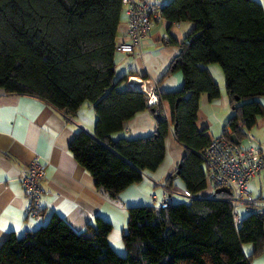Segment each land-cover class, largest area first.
I'll return each mask as SVG.
<instances>
[{
	"label": "trees",
	"instance_id": "1",
	"mask_svg": "<svg viewBox=\"0 0 264 264\" xmlns=\"http://www.w3.org/2000/svg\"><path fill=\"white\" fill-rule=\"evenodd\" d=\"M169 22L191 21L193 31L177 46L165 76L181 71L180 88L161 92L170 104L177 141L186 153L179 176L191 194L167 207L132 206L120 254L109 241L111 222L76 231L53 213L22 236L0 243V264H252L264 249V207L240 216L236 224L232 193L197 196L207 184L203 153L212 137L197 127L200 98L220 96L207 65L218 64L226 77L233 115L223 134L241 138L264 113V7L259 0H170L160 7ZM122 0H0V90L37 97L67 117L85 101L97 113L94 132L81 129L70 144L74 157L96 187L117 197L163 161L169 121L160 103L145 91L118 88L115 78ZM155 117L153 134L113 138L139 112ZM168 181H171L169 177Z\"/></svg>",
	"mask_w": 264,
	"mask_h": 264
},
{
	"label": "crops",
	"instance_id": "2",
	"mask_svg": "<svg viewBox=\"0 0 264 264\" xmlns=\"http://www.w3.org/2000/svg\"><path fill=\"white\" fill-rule=\"evenodd\" d=\"M149 1L162 8L170 0ZM259 1L264 7V0ZM127 19L124 10L117 42L131 40ZM194 27L195 23L191 21L169 22L163 17L154 22L149 34L141 40L139 54L128 50L115 52V78L123 77L118 88L145 91L158 86L157 103L163 108L170 125L163 161L154 171H146L139 182L129 185L117 197L99 190L91 174L69 149L79 130L95 131L97 113L90 101L83 102L75 115L67 117L37 97L3 94L0 90V243L11 233L22 236L26 231L40 227L53 213H57L76 231H84L96 225L99 218L111 222L113 229L109 241L117 252L123 253L126 247L122 236L127 229L130 207H160L164 197H168L172 203L191 199L183 179L179 173L176 174L186 150L175 137L170 104L160 100L159 94L180 88L184 81L181 71L165 76L170 62L178 53L177 46L167 43V40L175 38L182 41ZM207 69L219 85L220 96L211 99L207 93L201 95L197 127L207 130V134L213 138L223 134L226 122L233 115V108L221 67L211 63ZM261 100L264 106V97ZM155 130L154 115L150 110H144L112 136L115 139L136 138L151 135ZM243 132L239 138L240 146L264 144V113L252 128L244 129ZM243 141L246 145H242ZM35 158L45 167V176L41 181L43 210L38 216L28 212L29 200L21 181L22 175ZM248 187L259 200L260 207H264V175H256L249 181ZM216 188L209 183L197 196L209 197ZM242 211L240 216L248 212L244 208ZM249 244L245 243L243 248L251 256L252 264H264V249L254 255L253 245Z\"/></svg>",
	"mask_w": 264,
	"mask_h": 264
},
{
	"label": "built area",
	"instance_id": "3",
	"mask_svg": "<svg viewBox=\"0 0 264 264\" xmlns=\"http://www.w3.org/2000/svg\"><path fill=\"white\" fill-rule=\"evenodd\" d=\"M122 2L128 16L127 26L131 40L118 42L117 50H128L139 54L141 40L149 34L154 22L162 19L163 15L160 7L149 0H122ZM145 92L149 96L150 105L158 101V86ZM203 157L208 168L207 179L218 186H227L231 189L236 224L240 220V208L248 212L259 210L260 202L252 195L248 183L256 175H264V144L250 143L243 147L221 135L212 138ZM44 176L45 167L38 158H35L21 177L29 200L28 212L35 216L43 210L41 181ZM169 203L170 199L164 197L161 207H167Z\"/></svg>",
	"mask_w": 264,
	"mask_h": 264
},
{
	"label": "water",
	"instance_id": "4",
	"mask_svg": "<svg viewBox=\"0 0 264 264\" xmlns=\"http://www.w3.org/2000/svg\"><path fill=\"white\" fill-rule=\"evenodd\" d=\"M231 140H232L233 142L237 143V144L240 143V140L237 138V136H236L235 134H232V135H231ZM181 166H182V164L180 163V164H179V168H178L176 174L180 173V168H181ZM176 174H174V176H175ZM215 192H216V193L226 192V193L231 194V189H230L229 187H227V186H219V187L216 188Z\"/></svg>",
	"mask_w": 264,
	"mask_h": 264
},
{
	"label": "rangeland",
	"instance_id": "5",
	"mask_svg": "<svg viewBox=\"0 0 264 264\" xmlns=\"http://www.w3.org/2000/svg\"><path fill=\"white\" fill-rule=\"evenodd\" d=\"M129 84H130V85H133V84L130 83V82H129ZM133 86H134V85H133ZM156 103H157V102H156ZM242 145H246L245 141L242 142ZM239 212H240V215L243 214L242 208H240V211H239ZM246 212H247V211H246ZM247 213H248V212H247ZM248 245H250V244L248 243ZM118 252H119V251H118ZM119 253L124 255L126 252H123V253H122V252H119Z\"/></svg>",
	"mask_w": 264,
	"mask_h": 264
},
{
	"label": "bare ground",
	"instance_id": "6",
	"mask_svg": "<svg viewBox=\"0 0 264 264\" xmlns=\"http://www.w3.org/2000/svg\"><path fill=\"white\" fill-rule=\"evenodd\" d=\"M134 81V80H133Z\"/></svg>",
	"mask_w": 264,
	"mask_h": 264
}]
</instances>
